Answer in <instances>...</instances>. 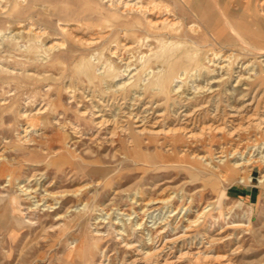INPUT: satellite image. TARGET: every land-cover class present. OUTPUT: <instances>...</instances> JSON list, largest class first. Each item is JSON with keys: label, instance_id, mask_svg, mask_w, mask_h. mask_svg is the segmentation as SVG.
I'll return each instance as SVG.
<instances>
[{"label": "bare ground", "instance_id": "bare-ground-1", "mask_svg": "<svg viewBox=\"0 0 264 264\" xmlns=\"http://www.w3.org/2000/svg\"><path fill=\"white\" fill-rule=\"evenodd\" d=\"M105 1H107L109 6L115 7L114 16L115 14L124 16L133 13L132 20L128 19L129 25H138V22L140 23L141 19H143L142 23L149 28L148 31H156V47L154 46L156 50L149 48V53L152 54L148 58L152 59L154 54L156 63H158L157 69L154 68L156 70L149 72L144 65L138 66L139 68L134 67L132 66L131 58H129L122 62L124 63L123 69H116L111 78V74H113L111 63L105 62V65L102 64L104 70H101L98 74L96 72L99 68L96 67L97 64L95 66L90 59L83 57V55L81 61L83 72L90 81H97L94 80L96 76L101 77L99 83H93V88L89 86L79 89L77 88L78 86L74 85V81L73 83L70 81V83L68 82L69 84L62 86V91L57 89L52 82L46 83V92H43V101L40 106L36 109L29 110L26 108L20 111L21 117L26 119V125L24 126L23 134L19 133V144L10 145L12 141L10 142L9 139V141L4 140L0 144V165L2 163L12 164L13 161L11 159L14 160L15 156L6 154L12 147L16 152L30 155H37V150L43 151V154H41L42 158L47 160L49 165H54L58 169L62 168L69 159H72L73 165H77L79 169L85 170L88 165L96 167L98 163L86 161L83 154L79 155V152H77L79 142H81L82 144L89 143L84 148L85 153H93L92 144L109 145L114 149V156L120 155L123 161L131 160L139 163V161L144 159L148 166L156 170L160 165H164V162L156 160V157L145 153L151 146H155V149L158 146L165 156L178 154V156L187 159L186 166L201 175L200 179L203 180V187L200 190L207 188L204 181L209 179L211 183V178L224 179L229 171H234L239 175L241 181L245 179L252 180L251 176L255 164H260L262 171L259 175V180L264 182L263 148L256 155L253 153L250 155L247 154V144L243 145L241 141L236 142V139L251 138L254 128L259 130L258 135L255 134L256 137L264 139V109L261 110L260 107L262 95L258 98L253 95L249 99L250 89H264V0L181 1V4L183 2L187 5L189 11H193L195 14V20L188 25V30L199 34V36L203 34V31H207L205 33L209 34L204 33L205 35L203 36L207 37L208 40H211L209 37L217 39L216 41L222 48L219 53L215 49H212V51L203 50L202 45L199 44V39H190L188 36L183 35L187 31L185 29L186 18L170 4L166 3L165 0ZM69 23L63 25V27L62 23L60 27L68 31L73 43L90 46L99 41L102 42L101 39L105 36L101 31V35H92L85 38L74 32V29L78 28L77 25L79 23L77 25H69ZM32 27L30 24V27L26 28L27 31L25 32L28 33V31L33 30L34 27ZM84 27H86L85 24ZM88 27L90 26L88 25ZM134 29L135 27L123 29L124 38L121 45L125 50L131 51L137 46L136 42H133L132 39L130 41L127 35L129 31L132 32ZM44 30L42 28L34 29V33L41 36ZM47 32L49 31L47 30ZM14 35L11 34V36ZM130 35L132 36V34ZM68 39L56 35L55 39L48 43L46 50L51 54V50H56L58 46H64ZM69 42L71 41L69 40ZM209 44L213 45L214 43L210 42ZM118 51L119 46H116L111 52L115 55ZM40 55L39 57H41ZM42 57L44 56L42 55ZM99 57L102 58V52ZM44 58L47 57L45 56ZM52 62L51 67L53 66L58 71L62 70L64 72L63 70L65 69H63L60 61L55 59ZM47 71V69L45 72L32 71L29 75L42 82L47 80L57 81L59 79V77H56L57 75L47 73ZM80 76L82 77V75ZM123 77L126 78L121 79ZM233 78L236 79L233 90H235L234 87L239 85H244L243 88L246 89V92L242 94V103L241 105H233L231 103L222 105L219 103L217 96L221 93H227L232 97L234 91H228V88L223 87ZM97 85L101 89L97 88ZM64 93L67 94L69 100L65 101ZM160 94H165V100L162 102L157 99ZM3 99L6 100L7 98ZM4 100H0V104H6ZM72 102L77 103L74 108L77 114L76 119L70 117L68 113V107L71 106L70 103ZM163 103L166 106L164 110H160L159 107ZM246 110L252 111V113L247 114L248 112H244ZM49 127L53 128L51 133L48 131ZM67 130H69L70 134L68 136L65 133ZM218 133L221 135L219 138ZM55 138L60 141L57 149L53 146ZM75 138H78V140ZM214 141L219 143V150H204L206 146ZM226 142L228 143L225 145ZM43 143L48 146L46 148L42 147ZM112 174H105L102 179L95 183L101 184L104 182V178L111 177ZM90 184L92 185L93 182L86 185L90 187ZM50 185L51 183L44 187L43 192L39 193L37 188L31 185L26 186L21 181L19 182L17 187L27 198L40 197L34 202L35 206L33 208L31 205L27 207L29 210L32 208L35 211L36 221L31 217H19L16 220L17 226H23L26 223H43L44 212L42 214L40 212L42 210L41 204H44L42 203L43 200L46 202L45 205L48 206V211L50 208H55L56 210L55 204L60 202L58 207L61 205L65 206L68 196L75 195L77 200H81L85 195L83 194L84 189L88 187L81 186L72 191L57 192L51 190L49 188ZM173 198L174 195H170V193L168 196L161 195L159 197H146L144 193H141L140 198L136 201L134 200L136 207L129 214L136 213V217L142 218L143 221V216L148 211L171 207ZM194 198L191 195L187 202V218L181 216L174 226V221L170 220H165V222L156 220V226H148L147 224L142 226L144 222H138L137 220L136 223L130 221L128 222L129 224L124 223L122 227H118L116 231L120 237L117 239L120 240V247L125 252L118 264H235L233 255L241 251L242 245L239 244L230 253H226L218 251L217 244L232 237L237 238L239 242L241 239L235 231L219 236L209 235L205 218L210 214L215 219H218V216L216 217L213 211L216 208V200H209L204 204L195 203ZM85 200L86 204L89 203V195H87ZM139 200L140 202H138ZM193 204L196 206L194 212L191 207ZM71 206L72 204L64 212L57 213V217L54 218L56 219L55 222L50 225L52 229L61 234L62 240H73V244L68 249L73 254L76 262L79 264H92V260L97 255V247L92 249L88 245L84 229L85 223L81 218H78V214L73 215L74 213H70L72 211ZM175 207L177 213L184 206L178 205ZM195 212L197 214L192 218L191 215ZM223 214L224 210H222L219 217ZM180 220L182 222L179 224ZM96 222H94L95 232L93 234L98 240L97 246H101L107 237L102 232L101 227L103 225H100L98 221ZM250 224L251 221L248 223H234L235 227L243 225L245 226L244 230L248 231L253 229L252 224ZM132 225L134 230H137V236H139L137 240L132 238L133 232L131 233L127 229L130 226L132 227ZM179 225L184 227L183 232L174 237H167L170 229L172 227L177 229ZM98 253L102 256L97 264H112L106 249ZM189 256L193 258L194 263L185 261V258Z\"/></svg>", "mask_w": 264, "mask_h": 264}, {"label": "rangeland", "instance_id": "rangeland-1", "mask_svg": "<svg viewBox=\"0 0 264 264\" xmlns=\"http://www.w3.org/2000/svg\"><path fill=\"white\" fill-rule=\"evenodd\" d=\"M181 1L182 0H165L166 3L170 4L178 13H181L186 18L185 29L187 31L184 32L183 35L188 36L190 39H199V44L202 45L203 50L212 51V49H215L218 53L221 52L222 48L216 41L217 39L214 37L210 38L209 35L208 37L211 40H208L207 37L205 38L203 36L209 34L205 33L207 31H203V34L199 36V34L188 30V25L195 20V14L193 11H189V8L183 2L181 4ZM4 7L8 9H4ZM7 10L8 12H6ZM114 11H116L115 7L109 6L105 0L0 1V100L7 98L4 100L6 104H0V144L8 139L10 142L12 141L10 145L19 144L20 134H23V129L26 125V119L21 117L20 111L26 108L29 110L36 109L40 106L43 101V92L47 87L46 83L52 82L54 86L57 89H61V91L70 81L72 83L74 81V85L76 87L78 86L77 88L79 89H84L89 86L93 88L95 83H99L101 80L99 76H96L99 78L94 77V80L97 81H90L89 78L87 79L86 74L81 68L83 55V57L90 59L95 66L97 64L96 67H99V70H96L97 73L104 70L103 65L106 64L105 62L112 64V73L115 72L116 69L121 70L124 67V63L122 62L129 58H131V63L134 67H141L144 65L146 66L145 69L149 72L157 69L156 66L158 63H156L154 54L152 55V59L148 58L149 55L152 54L149 53V48L156 50V31H148L149 28L142 23L143 19H141L140 23L138 22V25H129L128 19L132 20L133 13L124 16L115 14L114 16ZM67 23H69V25H77L79 23L77 25L78 28H76V30L74 29V32L85 38L92 35H101L103 32L105 36L102 39L104 40L101 39L102 42L99 41L100 43L97 42L94 45H90L91 47L81 43H73L68 31L60 27L61 24L63 27V25ZM30 24L34 29H45L41 36L34 33V29L30 32L28 31V33L25 32L28 27H30ZM84 24L86 27H84ZM127 27H135V29L132 30L133 33L129 31L130 33L128 32L127 34L129 36L128 39L130 41L132 39L137 45L131 51L123 49L121 45L124 38L123 29ZM47 30L49 32H47ZM11 34L15 35L11 36ZM130 34H132V36ZM56 35L69 39L64 46H58L56 50H51L50 54V52L46 50V46L55 39ZM13 37L17 40H14ZM69 40L71 42H69ZM210 42L214 44L211 45L209 44ZM116 46H119L120 52L118 51L117 53L119 56L117 54L113 55L111 52ZM89 48L91 49L89 50ZM101 52L102 58L99 57ZM39 54H41V57H39ZM42 55L44 57L46 56L48 59L42 57ZM55 59L61 62L63 69H65L63 70L64 72H62V70L58 71V69L53 66L51 67L53 63L52 60ZM144 61H146V63H144ZM44 63L46 64L44 65ZM46 69L48 70L47 73H52L55 76L57 75L56 77H59V79L57 81L47 80L46 82H42L29 75L32 71L45 72ZM79 74L82 75V77ZM113 75L114 73L111 74V78ZM65 76L67 77L65 78ZM124 78L126 77L121 79ZM86 82L90 84L88 83V85ZM235 83V78L226 83L223 88H228V91L234 92L232 97L227 93L219 94L217 96L219 103L222 105L226 103L241 105L243 100L242 94L246 92V89L243 88L244 85H239L234 87L235 90H233ZM96 87L100 88L98 85ZM249 92V99H251L253 95L257 96V98L262 95V99L260 98V107L261 110H263L264 89L256 90L255 88L252 90L250 89ZM164 97L165 94H160L157 99L162 102L165 100ZM64 99L65 101L69 100L66 93H64ZM77 103L72 102L70 103L71 106L68 107L69 116L73 119L77 118V114L74 110ZM163 104L159 107L160 110H164L166 105ZM244 112H248L247 114L252 113V111L247 110ZM52 129V127H49L48 131L51 133ZM68 131L69 130L65 131L67 136L70 135ZM252 133L251 138L245 137L243 139H236V142L241 141L243 145L247 144L248 153H246L250 155L253 153L256 155L259 150H262L261 148L264 150V139H262V137H256L255 134L259 133L258 129L254 128ZM218 135L219 138L221 135L220 133H218ZM75 139L78 140V138ZM227 143L228 142H226L225 145ZM58 144H60V141L55 138L53 143L55 149L58 148ZM88 144L79 142L77 152H79V155L83 154L86 161L90 163L96 162L98 165L96 167L88 165L85 170L77 168V165H73L72 159H69L60 169L54 165L51 166L47 163V160L42 158L41 154H43V151L39 150H37V155L16 152L12 147L6 152L8 156L15 157L13 158L14 160L11 159V161H13L12 164L2 163L0 165V264H79L68 249V247L73 244V240H62V237H60L61 234L52 229L50 225L55 222L56 219L54 218L57 217V213L64 212L71 204L72 211H70V213H74L73 215L78 214V218H81L85 223L84 229L87 235L88 245L92 249L97 247V255L96 258L92 260V264H97L99 262L102 255L98 252L100 251L101 253L103 249H106L111 263L118 264L125 252L124 249L120 247V240L117 239L120 235L117 234L116 229L120 226L122 227L124 223L129 224L128 222L130 221H132V223H136L137 220L138 222L142 221V218L136 217V213L129 214L136 207L135 201L140 198L141 193H144L146 197L168 196L169 193L170 195H174L172 201L173 205L171 207L148 211L143 216L142 222L144 223L142 226L145 224L148 226H156V220H163V222H165V220L174 221V226L181 216L187 218V202L191 195L195 197V203L200 202L206 204L209 200H216V208L213 211L214 215L216 217L218 216V219H215V217L210 214L205 218L209 235L219 236L224 235V233L235 231L241 239L239 242L237 238L232 237L218 243V251L230 253L232 249L241 244V251L233 255L235 264H264V182L259 180V175L262 171L260 164L254 165V171H252L251 176L252 180L245 179L241 181L239 175L234 171H229L227 177L224 179L211 178V183L209 179L204 181L206 182L207 188L205 190H200L203 187V180L200 179L201 175H198V173L193 172L192 169L186 166L185 163L187 159L178 156V154L165 156L163 151L159 150L158 146H156V149L155 146H151L150 149H147L145 154L152 155L156 157V160L164 162V165H160L158 169L154 170L151 166H148L144 159L139 161V163L131 160L123 161L120 155L114 156V149L109 145L102 144L101 146L95 143L92 144V148L94 149L93 153H85L84 148ZM218 145L219 143L214 141L206 146L204 150H219ZM47 146L48 145L44 143L42 145L44 148ZM109 173H113L111 177L104 178V182L101 184L95 183L102 179V176ZM20 181L26 186L31 185L37 188L39 193L43 192L44 187L49 183H51L49 188L57 192L64 190L72 191L81 186L86 187L88 186L86 184L91 182H93V184H90V187L88 186L84 189L85 191L83 194L85 195L81 200H77L75 195L68 196L65 206L61 205L58 207L60 202L55 204L56 210L55 208H50L48 211V206L45 205L46 202L43 200L42 203L44 204H41L42 210L40 211L41 214L44 212L42 218L43 223H26L23 226H17L16 220L19 217H31L36 221V213L34 214L35 211H33L32 208L35 206L34 202L40 197L36 196L32 197V199L27 198L17 187ZM87 195H89V203L86 204L85 199ZM138 202H140V200ZM30 205L32 206V208H30L32 211L27 208ZM178 205L184 207L179 209L176 213L175 206ZM191 207L194 212L196 206L193 204ZM222 210H224V214L219 217ZM196 214V212L192 213L191 217L194 218ZM182 220H180L179 224ZM96 221H98L100 225H103L101 229L107 237L101 246H97L98 240L93 234V232H95L94 222L97 223ZM249 221H251L252 225H250L253 228L252 230L249 229V231L244 230L245 226L243 225H237L236 227L234 225V223H248ZM180 226L181 225H179L177 229L172 227L167 237L170 238L181 234L184 227ZM127 229H129L131 233L133 232L132 238L135 240H137V238L139 239L136 232L137 230H134L133 225ZM126 233H128V231H126ZM192 259L193 258L189 256L185 258V261H192V263H194Z\"/></svg>", "mask_w": 264, "mask_h": 264}]
</instances>
